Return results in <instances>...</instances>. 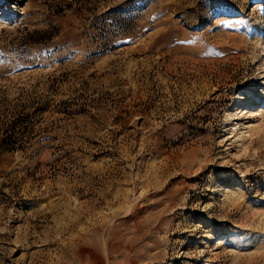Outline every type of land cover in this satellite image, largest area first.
I'll return each instance as SVG.
<instances>
[{
  "label": "rangeland",
  "instance_id": "rangeland-1",
  "mask_svg": "<svg viewBox=\"0 0 264 264\" xmlns=\"http://www.w3.org/2000/svg\"><path fill=\"white\" fill-rule=\"evenodd\" d=\"M0 264H264V0H0Z\"/></svg>",
  "mask_w": 264,
  "mask_h": 264
}]
</instances>
